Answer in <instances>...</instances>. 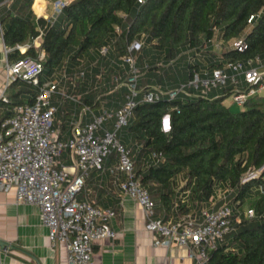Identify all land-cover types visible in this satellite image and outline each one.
Here are the masks:
<instances>
[{"label":"trees","instance_id":"1","mask_svg":"<svg viewBox=\"0 0 264 264\" xmlns=\"http://www.w3.org/2000/svg\"><path fill=\"white\" fill-rule=\"evenodd\" d=\"M4 1L0 0V21L10 62L27 56L40 59L43 51L40 84L59 72L79 73L81 97L62 101L54 117V128L60 126L62 132L70 103L77 110L84 105L96 109L103 98L109 107L123 102L127 88L112 90L109 78L124 72L122 56L134 39L143 40L137 58L146 71L138 82L141 91L154 85L152 81L165 86L175 73L163 74V65L170 68L180 59L181 82L195 72L211 75L228 61L246 67L257 59L264 62V0H71L54 23L36 15L34 0ZM40 36L43 41L37 47ZM241 37L244 51L231 47V41ZM213 40L222 42V53ZM27 43L25 51L18 48ZM237 87H219L222 94L213 97L210 92L179 94L172 100L141 102L118 133L131 151L141 183L156 201V213L162 212L165 221L228 200L233 229L210 252L206 264H264V92L250 96L244 108L234 112L226 99ZM8 88L9 100L4 102L8 108L0 115V127L15 105L33 102L39 91L37 84L19 78ZM165 114L170 117L167 130ZM116 160L114 151L105 166ZM249 200L254 216L237 214L236 208Z\"/></svg>","mask_w":264,"mask_h":264},{"label":"built area","instance_id":"2","mask_svg":"<svg viewBox=\"0 0 264 264\" xmlns=\"http://www.w3.org/2000/svg\"><path fill=\"white\" fill-rule=\"evenodd\" d=\"M11 1L4 2L9 4ZM144 1L140 0L141 3ZM53 2V13L48 17L52 23L57 20L69 1ZM1 5L0 2V7ZM253 18L254 15L249 21ZM0 35H3L1 21ZM213 41L217 52L222 53V42ZM22 46L18 45V48L21 50ZM231 47L244 51V37L233 39ZM142 48V39L132 40L127 46L128 52L122 56L124 72L115 73L113 76L116 88H127L123 104L113 113L108 109L92 112L91 121L75 122L70 137L61 140L59 131L54 128L58 105L52 102V97L57 94L61 103L68 99L78 101L80 97L66 93L59 86L57 78H49L39 83L43 68L42 59L45 55L43 51L40 52V59L27 56L10 63V49L5 47L7 77L0 87V100L8 102V86L16 78L37 84L39 91L33 102L15 105L12 115L2 120L0 191L15 189L18 203H35L40 206L41 221L48 228L51 244L65 245L69 264H91L95 242L106 237H116L111 221L117 210L98 206L89 197H78L86 187V180L92 170L103 169L106 159L114 151L117 152V160L110 169L116 174V181L122 191L141 204L146 228L161 234L156 244L186 245L194 264H206L210 252L217 248L219 239L224 238L233 229V209L228 202L213 209L202 208L201 220L190 213L183 214L176 220L165 221L157 218L156 201L149 189L141 183L131 151L121 141L118 133L129 124L135 107L141 102H157L164 97L172 100L179 94L207 95L213 87H226L229 84L239 86V76H243L246 87H237L231 98L234 102L244 105L250 96L264 90V62L257 59L259 66L252 64L246 67L240 61H228L224 66L214 68L211 75L202 76L195 72L192 78L180 82L175 88L155 84L141 91L138 84L141 67L137 65V58ZM101 51L106 54L107 48L103 47ZM249 63L251 64L252 60H249ZM89 109V105H84L85 112ZM113 116V127L109 129L104 123ZM163 128L165 129L164 120ZM67 150L70 163L61 159ZM247 215L254 216V209L250 207ZM1 249L7 251L9 245H4Z\"/></svg>","mask_w":264,"mask_h":264},{"label":"crops","instance_id":"3","mask_svg":"<svg viewBox=\"0 0 264 264\" xmlns=\"http://www.w3.org/2000/svg\"><path fill=\"white\" fill-rule=\"evenodd\" d=\"M44 3L43 13H38L34 6L33 9L38 17L48 18L53 13L54 2L53 0H44ZM42 41V36L38 37L35 40V45L40 47ZM28 45L29 43L23 45L21 51H25ZM5 47L4 37L0 35V87L7 77ZM11 62H15V60H11ZM255 66L259 65L256 63ZM65 75L64 73L63 76ZM240 77L239 87L244 88L246 82L243 76ZM181 81L170 83L166 80L164 87L175 88L179 86ZM150 84L155 85L156 83L152 81ZM209 92L213 96L222 94L219 87H213ZM123 102L119 106L113 105L112 107L103 102L96 109L89 105L90 109L86 112L83 110V113H80L79 109L76 110L74 105L70 103L67 108L69 114L66 115L65 130L62 132L60 126L55 128L59 131L58 136L61 133L63 137L60 138L59 136V138H69L75 122L79 120L84 123L91 121L92 112H100L102 109L113 111L120 107ZM7 108L8 105L0 100V115ZM85 113L88 117L84 118ZM58 120V123L61 124L62 120ZM61 159L66 163L71 162L68 153H64ZM114 164L107 165L101 170H93L86 180V187L78 195L79 199L89 197L98 206L112 207L117 210L116 216L111 221L116 237H106L95 242L91 264H194V259L186 245L165 246L156 244V240L161 238V234L146 228L144 210L138 201L122 191L116 181V174L110 169ZM157 206H159L158 201ZM214 206L215 204L209 209L215 208ZM190 214L198 220L203 218L201 210H194ZM156 217L163 219L164 214L158 210ZM178 218L171 215L168 220ZM1 242L9 244L7 251L1 249ZM0 264H69L65 245L63 243L51 244L48 228L41 221L40 206L35 203H18L15 189L0 191Z\"/></svg>","mask_w":264,"mask_h":264},{"label":"rangeland","instance_id":"4","mask_svg":"<svg viewBox=\"0 0 264 264\" xmlns=\"http://www.w3.org/2000/svg\"><path fill=\"white\" fill-rule=\"evenodd\" d=\"M69 1V0H68ZM181 59L180 60H178L177 61V63H175V64H172V65H170L171 67L169 68V66H166V65H163V69H162V72H163V74H165V72L168 70V73H175V75L173 76V77H171L170 79H167V81H169L170 83H172V82H175V81H179V76H178V73H177V68H181ZM145 72L146 71H144V70H142V68H141V72H140V77H139V79H138V82H141L142 81V79L143 78H145ZM63 74H64V72H59L58 74H57V76H56V78H57V80L59 81V86H61L65 91H66V93H68V94H70V95H75L77 98H79V97H81V91H79L78 90V86H77V81H78V76H79V73L77 74V75H75V76H71V75H67V76H63ZM114 74L115 73H112L111 75H110V85H113V87H112V90H114V89H117L116 88V85H115V83H113V76H114ZM98 78H100V75H98ZM102 78V77H101ZM239 79L241 78L240 76L238 77ZM103 79V78H102ZM99 84V83H98ZM263 92H264V90H263ZM98 93V92H97ZM210 95V97H213V94H209ZM58 97V98H57ZM56 98H57V101H56ZM52 102L54 103V104H56V105H60L61 103L59 102V96L57 95V94H54L53 95V97H52ZM101 102L103 103V102H105V99L103 98L102 100H101ZM226 103L229 105V106H231V109H232V111H234V112H237V111H240V110H242L243 108H244V105H240V104H238V103H236V102H234L233 100H232V98L230 97H227V99H226ZM79 111H80V113H83L84 111H83V108L82 107H79ZM109 112L110 113H113L114 112V110L113 111H110L109 110ZM80 113H79V115H80ZM91 114V113H90ZM85 117H88V115H87V113H85V115H84V118ZM83 118V119H84ZM92 118V117H91ZM92 120V119H91ZM114 120H115V118H114V116L113 117H111V118H109L105 123H104V126L105 127H108L109 129H111L112 127H113V122H114ZM122 130V129H121ZM120 130V131H121ZM93 171V170H92ZM182 184H184V182L182 181ZM220 196H218V198H219ZM224 202H228V200H225ZM249 202H250V200L249 201H247V202H245L243 205H241L240 207H238V208H236V212H237V214L238 213H243L244 215H246V216H248L247 215V210L249 209ZM235 212V211H234ZM237 219H239V215L236 217ZM229 237L228 236H226V238L225 239H228ZM223 239V238H222ZM222 239H219V241H221Z\"/></svg>","mask_w":264,"mask_h":264},{"label":"bare ground","instance_id":"5","mask_svg":"<svg viewBox=\"0 0 264 264\" xmlns=\"http://www.w3.org/2000/svg\"><path fill=\"white\" fill-rule=\"evenodd\" d=\"M34 8L38 13H43L45 8L44 0H34Z\"/></svg>","mask_w":264,"mask_h":264},{"label":"water","instance_id":"6","mask_svg":"<svg viewBox=\"0 0 264 264\" xmlns=\"http://www.w3.org/2000/svg\"><path fill=\"white\" fill-rule=\"evenodd\" d=\"M164 124H165V129H169L170 127V117H169V114H165L164 115ZM56 138H54L55 140ZM1 245L4 246V245H9V244H5L4 242H1Z\"/></svg>","mask_w":264,"mask_h":264}]
</instances>
